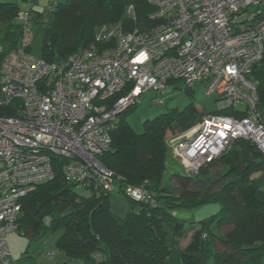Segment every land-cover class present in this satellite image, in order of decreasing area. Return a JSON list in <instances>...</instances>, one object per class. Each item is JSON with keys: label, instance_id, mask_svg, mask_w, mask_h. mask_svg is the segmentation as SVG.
<instances>
[{"label": "built area", "instance_id": "built-area-1", "mask_svg": "<svg viewBox=\"0 0 264 264\" xmlns=\"http://www.w3.org/2000/svg\"><path fill=\"white\" fill-rule=\"evenodd\" d=\"M145 1L153 8L152 27L125 31L119 24H102L92 43L57 62L29 53L31 13L17 12V48L3 54L0 45V106L12 103L15 110L0 116V264H17L7 237L16 231L21 201L37 184L53 179L56 169L77 187L117 190L98 157L111 145L117 116L146 91L205 81V95L218 96L217 111L243 114L207 113L169 140L185 176H195L238 140L250 141L264 156L257 88L246 76L264 53V0ZM55 5L48 6L50 13ZM128 14L134 18L132 6ZM122 190L131 200L150 199L143 186Z\"/></svg>", "mask_w": 264, "mask_h": 264}, {"label": "trees", "instance_id": "trees-1", "mask_svg": "<svg viewBox=\"0 0 264 264\" xmlns=\"http://www.w3.org/2000/svg\"><path fill=\"white\" fill-rule=\"evenodd\" d=\"M23 2L26 0H0V22L5 23L3 54L18 46L21 24L16 15ZM130 6L134 18L128 14ZM152 11L145 0H65L56 3L49 21L37 11L30 13L33 25H41L45 33L41 58L57 62L92 43L102 24H119L125 31L152 27ZM246 76L256 85L261 112L264 53ZM128 109L117 116L111 145L98 160L112 172L117 191L143 186L150 199L135 201L125 196L129 210L118 217L109 210V194L90 187L88 196H80L77 186L65 181L56 169L53 179L37 184L23 197L16 231L37 239L60 230L55 247L63 257L61 264H264V195L255 185V174L264 169L262 153L250 141L238 140L206 165H219L217 172L196 177L202 168L196 176L174 174L167 179L166 132L179 137L207 112L190 102L182 110L146 121L143 131L136 133L125 119ZM211 113L243 116L233 110ZM13 115L12 103L0 106V116ZM193 186L199 188L191 189ZM209 203L218 206L217 213L191 225L173 215L174 210ZM212 226L230 229L219 237L211 233ZM188 233V242L182 247ZM215 238L223 249L217 248Z\"/></svg>", "mask_w": 264, "mask_h": 264}, {"label": "rangeland", "instance_id": "rangeland-1", "mask_svg": "<svg viewBox=\"0 0 264 264\" xmlns=\"http://www.w3.org/2000/svg\"><path fill=\"white\" fill-rule=\"evenodd\" d=\"M64 1L65 0H51V3H62ZM48 3L49 1L47 0H26V2H23L24 5L22 8L24 10L28 9L30 11L32 10L41 13L43 15L44 21L46 22L53 17V14L48 11V6L50 5ZM4 30L5 23L0 22V45H2ZM32 30L34 33V38L30 46L29 53L34 57H41L45 33L41 25L37 24L32 26ZM55 59H57V57ZM169 86L170 88L163 93H158L154 90L146 91L145 93L141 94L138 103L129 106V109L125 113V119L136 133H141L143 131L144 123L146 121H150L155 117L162 115L163 113L171 112L172 110H182L190 102L202 112L211 113L218 108V96L216 94L211 96L205 95V89L207 87V83L205 81L194 83L191 88L188 89H185L183 81L171 82ZM155 98L162 99V102L155 103ZM243 107V104L238 105V108ZM262 112H264V110ZM172 136L173 133L170 131H167L165 134L168 150L166 158L168 167L165 173V177L167 179L174 174H183L184 171L183 165L177 158H175L173 154V145L171 142H168L170 139L175 138ZM206 167L207 166L205 165L202 166L198 170L197 174L202 168L203 171H201L198 175L196 174L197 176H195L203 178L202 176L204 174L217 172L220 169V166L217 164H214L211 166V168ZM173 183L175 182L173 181ZM193 188L199 187L193 186L191 189ZM89 191V189H86L83 186L76 188L77 194L83 197L88 196ZM218 209L219 208L216 204L209 203L191 210H174L173 215L176 218L183 220L187 225H191L201 219L208 218L209 216L217 213ZM109 210L118 217H124L126 215L129 210V202L122 192L114 190L109 194ZM228 227L229 226H226L225 228L228 229ZM218 232L219 230L212 226L211 233L217 234ZM60 234L61 231L57 230L54 233H48L45 236L35 239L28 235H21L20 232L14 231L7 237V245L11 254V258L20 264H24L21 262L23 260L20 261L23 256L32 257L36 264L59 263L62 261V255L57 251L55 243ZM190 234L191 233H189L188 236ZM188 236L187 240H183V243L181 242L182 247H184L188 242ZM215 242L217 244V248L224 246L222 243L217 241ZM47 253H51L52 257H47Z\"/></svg>", "mask_w": 264, "mask_h": 264}, {"label": "crops", "instance_id": "crops-1", "mask_svg": "<svg viewBox=\"0 0 264 264\" xmlns=\"http://www.w3.org/2000/svg\"><path fill=\"white\" fill-rule=\"evenodd\" d=\"M47 1H49V3L48 4H51V0H47ZM58 3V2H57ZM24 4L23 3H20L19 4V6H20V10H23V8H22V6H23ZM261 113V119H262V122L264 123V112H260ZM255 185L259 188V190L263 193V195H264V169L262 170V171H260V172H258V173H256L255 174ZM226 226H222L220 229H219V232L217 233V235L219 236V237H222L223 236V234L227 231V230H229L230 229V227H228V229H226L225 228ZM189 234V233H188ZM189 237V236H188ZM185 240H187V238L185 239ZM214 241H217V242H219V243H221V241H219L218 239H214ZM183 243V242H182ZM182 245V244H181ZM219 250H221V249H223V247H221V248H218ZM62 261H63V257H62ZM62 261L61 262H59V263H55V264H61L62 263ZM17 262V261H16ZM21 262H23L24 264H36L35 262H34V259L32 258V257H29V256H26V258L23 260V261H21ZM17 264H20L19 262H17Z\"/></svg>", "mask_w": 264, "mask_h": 264}, {"label": "clouds", "instance_id": "clouds-1", "mask_svg": "<svg viewBox=\"0 0 264 264\" xmlns=\"http://www.w3.org/2000/svg\"><path fill=\"white\" fill-rule=\"evenodd\" d=\"M18 22V21H17ZM189 88H191V87H189ZM215 111H217V110H215ZM207 114V113H206ZM169 142V141H168ZM119 192V191H118ZM108 194H110V193H108ZM17 263V262H16Z\"/></svg>", "mask_w": 264, "mask_h": 264}]
</instances>
